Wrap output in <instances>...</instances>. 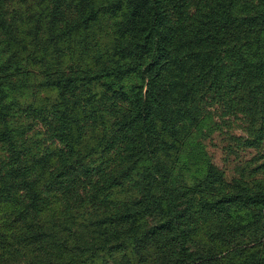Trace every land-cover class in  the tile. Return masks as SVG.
I'll return each instance as SVG.
<instances>
[{"label": "trees", "instance_id": "trees-1", "mask_svg": "<svg viewBox=\"0 0 264 264\" xmlns=\"http://www.w3.org/2000/svg\"><path fill=\"white\" fill-rule=\"evenodd\" d=\"M33 1L0 0V264H264V184L191 131L212 100L264 142V0Z\"/></svg>", "mask_w": 264, "mask_h": 264}, {"label": "rangeland", "instance_id": "rangeland-1", "mask_svg": "<svg viewBox=\"0 0 264 264\" xmlns=\"http://www.w3.org/2000/svg\"><path fill=\"white\" fill-rule=\"evenodd\" d=\"M37 1L42 0H34L33 2L36 3ZM60 1L63 4V6L61 7L58 6L57 8L55 5H52V7L51 5L48 6V22L51 21L52 23H55L56 18H59V14L62 13L63 10L66 13V17L71 19V0ZM68 3L69 6H67ZM44 5H48L47 0H45ZM16 6H18V3L15 4V6H13L12 8L17 10ZM52 14L54 15V17L52 16ZM98 19L99 22H104L105 18L103 16H98ZM104 29H106V27H104ZM103 33L106 35V37L108 36L105 30H103ZM77 37L78 35L74 36L70 40V44L75 48L79 47L75 43V39ZM31 59L32 62H34V58L31 57ZM64 68L66 69L68 67L66 66ZM31 70L38 74V82V79L40 78L39 74H41V72L38 69L34 68ZM21 75L23 74L21 73ZM32 84V90H28L26 92L27 98L24 101L31 103L33 108L35 109L23 111V113L20 115L21 121L25 123V126L28 125L26 127L30 126L31 131L29 134H27L28 138H31V136L33 135L34 137L32 139L44 141L45 138L47 139V137L44 135L47 127L43 124H39L38 110L43 105H49L54 100L55 93L42 90L41 88H39V85L41 86V84H36L35 80H33ZM261 88V86L258 87L259 90H261ZM36 89L38 90V94H36ZM233 89V85L230 84V90L233 91ZM230 95H233V93H231ZM227 105L231 107L230 102H227ZM198 107L200 112L199 125L197 128H192L191 131L195 134L196 139L199 140L202 144V147L204 148V151L207 153L211 162L220 171H222L225 180L227 182H230L231 180L244 175L245 180L248 182L255 180L261 181L264 184V171H256V167L262 165V163L264 162V160L258 158L263 154L264 142L261 145L256 146V148L247 147V145H249L248 143H250V141H253L254 136L251 129V122L248 118L244 117V112L239 111L235 112V115L230 114L229 110L231 111V108H229L228 110L224 106H221L220 104L212 100H207L204 103H201L199 101ZM20 112L21 107L18 106V113ZM26 127H24L23 130ZM39 130L41 131L40 139L38 138ZM25 133L27 132L25 131ZM59 146L60 144L54 139L53 141H50L47 144L45 143L43 145L44 148L47 147L54 149H57ZM122 193H124V191ZM85 212V210L82 211V213L84 214ZM35 218V215L32 214L29 217V221H34ZM8 223L14 228L13 232L15 234L22 233L27 228V226H25V228L22 227V224H24L25 222L12 223V220H10ZM3 228H5L6 230H3ZM6 231L7 227H3L0 224V234L5 233ZM14 250L19 249L14 247L9 251Z\"/></svg>", "mask_w": 264, "mask_h": 264}]
</instances>
